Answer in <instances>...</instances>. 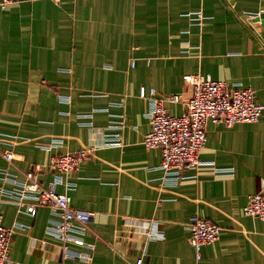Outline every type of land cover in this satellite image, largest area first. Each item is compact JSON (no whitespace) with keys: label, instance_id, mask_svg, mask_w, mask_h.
I'll list each match as a JSON object with an SVG mask.
<instances>
[{"label":"crops","instance_id":"1","mask_svg":"<svg viewBox=\"0 0 264 264\" xmlns=\"http://www.w3.org/2000/svg\"><path fill=\"white\" fill-rule=\"evenodd\" d=\"M186 74L240 83L264 105V0H14L0 7V214L15 228L7 264H133L142 255L145 264H264V221L243 212L264 186V110L252 123L208 121L200 164L176 182L163 180L161 149L142 143L150 122L140 89H153L157 99L180 95L163 102L180 116L191 95ZM90 113L92 127L81 125L79 116ZM121 113L123 145L102 147L103 128ZM51 141L60 144L40 146ZM92 144L100 146L68 177L76 186L55 187L73 209L94 214L83 244L68 245L86 256L65 258L48 230L59 211L16 188L28 171L49 187L51 157ZM6 150L16 155L12 164ZM33 204L34 215L27 211ZM194 215L220 227L200 260L189 244Z\"/></svg>","mask_w":264,"mask_h":264},{"label":"built area","instance_id":"2","mask_svg":"<svg viewBox=\"0 0 264 264\" xmlns=\"http://www.w3.org/2000/svg\"><path fill=\"white\" fill-rule=\"evenodd\" d=\"M14 0H0V7L4 8ZM64 1V0H56ZM196 20L203 19L199 12ZM185 80L191 86V95L186 99V112L174 116L167 112L163 106L164 101L178 102L184 100L180 95H168L164 99L154 97L155 91L149 94L145 87L139 91L140 97L146 99L147 109L145 116L149 119L150 130L144 135L142 143L148 148H160L162 151L161 163L158 166L163 171V180L174 181L183 177V172L198 164L199 154L207 141L206 125L208 121L222 122L226 126L240 122L252 123L261 116L264 105L256 103L255 93L252 88L244 87L240 83L229 84L223 80H214L210 75L186 74ZM60 96V100H65ZM111 107L123 108L124 103L114 102ZM107 112L108 108L95 109ZM92 114L80 115V124L92 127ZM125 114L109 120L102 131V147L122 146V132L125 128ZM58 141L40 143L45 149H52L59 145ZM100 145L92 144L75 152H66L51 157L49 168L54 174V179L49 187H43L35 180L33 171L25 173V181H21L16 188L17 195L22 197L31 195L59 211L60 221L52 223L48 230L62 242L65 258L85 257L81 252L71 249V242L83 244L81 235L87 230L88 222L93 218L90 211H82L71 207V198L67 193H58L56 185L65 184L67 188L76 186V182L68 177L75 174L82 163ZM4 159L12 164L16 157L12 150L2 153ZM216 172L230 173L232 169L216 168ZM13 183H18L14 178H8ZM15 193V191H14ZM13 195L11 196H14ZM28 193V194H27ZM7 196L9 193L6 194ZM27 211L34 215L36 206L33 204ZM245 215L264 221V186L261 191L250 195L248 203L243 209ZM189 244L194 249L196 259L202 258L204 245L213 243L219 238L220 227L210 220L194 215L189 221ZM15 228L5 227L0 214V264L9 263V246ZM77 233V235L75 234ZM146 239L152 238L149 230L143 232ZM89 259V258H88ZM133 264H145L144 255L140 256Z\"/></svg>","mask_w":264,"mask_h":264}]
</instances>
